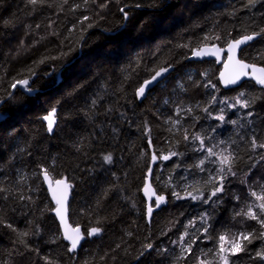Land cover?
Segmentation results:
<instances>
[{
  "label": "trees",
  "instance_id": "1",
  "mask_svg": "<svg viewBox=\"0 0 264 264\" xmlns=\"http://www.w3.org/2000/svg\"><path fill=\"white\" fill-rule=\"evenodd\" d=\"M104 3L89 0L85 6L83 0H44L31 5L28 0H0V98L11 91L12 78L27 76L28 69L36 73L31 86L38 90L29 97L17 88L13 98L0 104V114L6 117L0 122V264H46L45 257L52 264H176L180 246L174 242L189 221L202 225L197 218L207 213L210 238L197 230L200 239L193 255L182 261L196 264V256L217 248L219 235L259 228L255 221L241 223L234 213L252 202L248 185L259 190L258 184L264 183L260 159L264 149L251 147L253 136L264 143V85L246 82L223 90L217 80L220 67L187 60L195 48L205 44L223 48L234 38L259 31L264 27V0L251 5L248 0H155V7L153 0L119 4L113 0L101 8ZM136 3L142 7H134ZM124 4L130 6L128 21L119 11ZM83 16L91 19L81 22ZM89 23L94 26L88 28ZM45 57L49 59L39 64ZM240 58L264 67V35ZM169 64L173 67L163 84L138 99L137 87L153 70ZM242 92L252 107L232 108ZM53 106L57 116L50 134L42 117ZM177 107L183 109L180 116ZM221 110L225 122L216 119ZM175 120L180 123L174 125ZM185 129L190 137L199 134L214 151L226 150L225 154L240 158L236 176L225 182L221 202L206 204L186 196V188L204 189L210 173L192 167L206 153L195 150L200 141L183 140ZM173 151L183 155L151 159L153 153L163 156ZM109 153L111 164L103 160ZM41 166L50 170L53 180L66 179L71 185L70 223L85 234L77 255L70 254L62 240ZM218 166L207 160L204 165L209 170ZM147 181L167 199L155 208L150 224L142 195ZM173 191L185 198L177 199ZM208 194L205 190L204 196ZM96 226L103 231L88 237L87 230ZM148 243L153 248L145 251ZM262 247L264 241L254 240L247 251L230 260L264 264L255 256ZM213 256L214 252L207 258Z\"/></svg>",
  "mask_w": 264,
  "mask_h": 264
},
{
  "label": "snow or ice",
  "instance_id": "2",
  "mask_svg": "<svg viewBox=\"0 0 264 264\" xmlns=\"http://www.w3.org/2000/svg\"><path fill=\"white\" fill-rule=\"evenodd\" d=\"M65 3H67V0H64ZM92 3H96V0H91ZM110 2H113V0H105V3L100 5L101 8H106ZM115 3L119 4L120 0H114ZM255 0H248L249 5L253 4ZM28 3L31 5H36L38 3L42 4L44 3V0H28ZM89 0H83V4L86 6L88 5ZM153 7L156 6L155 0H153ZM81 5L77 4L75 5L76 9H79ZM130 6L127 4H124L122 7H120L119 11L123 16V19L125 21H128L130 19V13L126 9H128ZM136 8L142 7L140 3H136L134 5ZM91 18L89 16H83L82 21H89ZM7 23V21H5ZM94 25L92 23H89L87 25L88 28L93 27ZM144 24L141 23V27H143ZM39 27V25H37ZM264 35V27H261L259 31H253L251 34H245L240 36L239 38H234L230 42L227 43V58L224 61V68L226 70H231L230 72H221L220 73V79L221 81L227 86V85H234L237 84L242 77H248L251 76L253 79H255L256 83L260 85H264V67H257L254 63H246L243 59H238L236 56L237 50L241 48V45L247 44L249 41L254 40L256 37ZM82 39V37H81ZM209 37H205L204 40L207 41ZM215 39H220L219 36L215 37ZM182 47H187V45H182ZM215 48V45L212 46ZM207 45L205 44L202 47L195 48L192 50L193 56L197 57H203L205 55H215L217 56V60L220 59V56L218 53H222L225 51V49L222 48H216V51H206ZM49 59L47 57L41 59L38 63L43 64L46 62V60ZM52 59H56L53 57ZM173 67V65L169 64L167 67H161L159 70H153L154 74L150 76V78L145 79L136 89V97L138 99H143L146 97L147 92L150 90L153 86H159L163 84L164 82V76L166 73L169 72V70ZM28 75L24 76L22 73L18 74L22 76V78H12V82L9 85V88L11 91L5 92V97L0 98V104L4 103L5 99H11L14 96L15 91L17 88H19L20 92L26 94L27 96L31 97L35 92L38 90L34 89L31 86L32 78L36 75L35 71L32 69L27 70ZM205 75H207L205 73ZM209 83H211L209 81ZM181 88H183V85H179ZM199 86V85H197ZM204 87H208V85H204ZM212 87H215V85H212ZM244 93H240L239 97L236 98V104H238L241 108L249 109L252 107V102L247 99H242L244 97ZM213 100H215V97H213ZM59 103V101L57 102ZM97 101L94 99L92 100V104L95 105ZM167 103V101H166ZM236 104L231 105V107H236ZM183 109H180L177 107L176 115L180 116ZM188 113L192 112L191 108L187 109ZM204 111H208L207 108L204 109ZM248 116H252L253 113L251 111L247 112ZM56 116H57V108L53 106L46 115L42 117L43 121L47 122V131L51 133L53 131L54 125L56 124ZM6 117L3 114H0V120L5 119ZM171 119V117H169ZM217 120L221 122H225V115L223 114V110H221V114L216 117ZM231 124H237L238 121L236 120H230L227 121ZM172 123L179 124V120L172 121ZM215 130V129H213ZM150 132V129H149ZM184 141H200V147L198 149H195L196 151L205 152L206 156L204 159H200L197 164H195L192 167H195L199 169V171H209L210 175L209 178L206 179L203 183L205 185L204 189L201 188H194L193 191H188L187 188L185 189L186 196L190 197L193 200H201L203 203H209L210 201L212 203H218L222 201L223 196L220 194H224L226 192V181L228 180L229 176H236V171L234 170L237 164V161L240 159L239 157L235 156L232 152H228L225 154L226 150H222L219 153L214 151L213 147H207L205 145L204 140L201 138L199 134H192L191 137L189 136L188 130H184L183 135ZM180 141H177L179 143ZM151 139L149 138V145H151ZM222 143V142H221ZM215 147V146H214ZM251 147L253 150L256 149H264V143L258 142L256 137L253 136L251 140ZM183 155L179 152H171L169 155H163V156H157V154H152V161L156 162L158 159L162 160H170L172 157ZM211 157H216V160H211ZM261 160H264V154H261L260 156ZM103 160L105 163L111 164L113 157L112 154H106L103 157ZM209 161L210 163L216 164L218 163V167L214 170H209L204 167L205 162ZM179 167V165H177ZM252 167H255L253 164ZM215 172V175H212V172ZM40 174L44 177V180L49 183V188L53 193V199L56 201V208L55 212L56 215L60 218L61 224L64 226V234L63 238L65 240H68L71 242V246L68 249L69 252H75L77 247L80 245V242L85 239V234L81 232V229L79 226L71 227L67 223L66 219V213H67V193L68 189L71 188V185L67 183L66 179H57L54 181L56 188L52 187L53 180L50 176V170L48 168H45L41 166V172ZM148 175H152V169H148ZM242 183H247L246 181H242ZM208 185H211V188H207ZM191 187V186H189ZM259 190H256L253 188L252 185H248V196L252 198V202L247 204L246 210L242 209L239 212L234 213L235 217H241V223L247 222V221H255L257 225H259V228L252 227L251 230H244V231H238L234 234L224 233L219 235L218 241H217V248L215 250L209 249L206 252H202L200 256H196V264H236L235 261H231L230 257L235 256L238 253L247 251V246L249 244H252L254 240H261L264 241V183L258 184ZM207 190L209 194L207 197L204 196V191ZM0 191H3V189H0ZM143 191L146 195H148L149 200L152 201L148 204L147 207V216L150 218L152 216V213L154 211V208L158 209L161 207L162 204L167 202V199L162 194H157L154 189H152L151 184H146ZM59 192V194H57ZM193 192L197 194H193ZM172 195L175 196L177 199H182L185 197H182L178 192L173 191ZM154 197V201H153ZM215 198V199H213ZM233 198L237 201L240 200V197L238 195L233 196ZM21 199H24V197H21ZM27 199L31 200V197H28ZM258 210V211H257ZM199 222L203 225L202 228V234L208 237L209 228L211 225L209 224V215L207 213L201 215L197 218ZM0 223H3V221H0ZM97 224H100V221H97ZM9 228H11V225H7ZM196 226V221L192 220L189 221L188 224L185 226L184 233L179 237V241H176L174 243H178L180 246V254L175 257L176 264H182V261L187 260L190 255H193V246L197 243V241L200 239V236H194L192 239L188 240L186 242V237L190 235L188 229L191 227ZM103 231L102 227L96 226L92 227L87 230V236L92 237L99 235ZM198 231H200L198 229ZM24 236H27L28 233H23ZM131 235V233H129ZM210 238V237H208ZM227 245V247H226ZM27 246V245H26ZM119 247V245H117ZM145 251L151 250L153 248V245L151 243H148L144 246ZM31 250V248H29ZM162 253L167 252V249L160 250ZM214 256L213 259H208L209 253H213ZM20 255H23L21 252ZM143 255V253H141ZM255 256L258 257L261 261H264V247L261 248L260 251H257L255 253ZM103 259V257L101 258ZM46 264H52L51 261H48L47 257H45ZM87 264V262H86Z\"/></svg>",
  "mask_w": 264,
  "mask_h": 264
},
{
  "label": "water",
  "instance_id": "3",
  "mask_svg": "<svg viewBox=\"0 0 264 264\" xmlns=\"http://www.w3.org/2000/svg\"><path fill=\"white\" fill-rule=\"evenodd\" d=\"M258 37H259V36H258ZM258 37H256V38H255L254 40H252V41H249V42H248L247 44H245V45H241V48H240L239 50H237V53H236V56H237L238 59H241V58H240L241 52H242L245 48H247L250 44H252L254 41H256V40L258 39ZM212 46H213V45H207L206 51H216V48H222V47L218 46L217 44H215V48H213ZM226 48H227V45H226L225 47L222 48V49H225L224 52H222V53H218V55L220 56V59H219V60H217V56H215V55H205V56H203V57H197V56H193V54H191V56L188 58L187 61H189V62H194V63H200V62H204V61H207V62H214L218 67H220V70H219L218 75H217V80H218L219 85L221 86V88H222L223 90H228V89H231V88H238V87H240L241 85H243V84L246 83V82H253V83H256L255 79H253L251 76H248V77H242L241 80H240L237 84H234V85H227V86H226V85L221 81V79H220V73H221V72H226V75H227V73L231 71L230 69H229V70H226V69L224 68V61L226 60L227 55H228V54H227V51H226ZM246 63H248V62H246ZM257 67H260V66L257 65ZM59 76H60V73H59L58 77H59ZM256 84H258V83H256ZM1 121H2V120H0V122H1ZM55 125H56V124H55ZM55 125H54V128H55ZM54 128H53V130H54ZM52 133H53V131H52L50 134H52ZM51 178H52V177H51ZM41 180H42V183H43V186H44L45 190L47 191V194H48V196H49V199H50L51 203H52V204L55 206V208H56V201L53 199V193H52V191H51L50 188H49V183H48L47 181L44 180V177H43L42 175H41ZM52 180H53V179H52ZM54 181H55V180H53L52 187H53V188H56L57 186L55 185ZM67 183H68V182H67ZM149 183L151 184L150 181H147V182L145 183V185H146V184H149ZM145 185H144V187H145ZM144 187H143V189H144ZM151 187H152V185H151ZM143 189H142V195H143V198H144V200H145V202H146V220H147V223L150 224L151 219H152V216H151L150 218L147 216V207H148V204H149L150 202H152V201L149 200L148 195L145 194V192L143 191ZM152 189H154V188L152 187ZM154 190H155V189H154ZM57 194H59V192H58ZM71 198H72V190H71V188H70V189H68V193H67V201H66L67 213H66V219H67V223H68L71 227H73V226L71 225V223H70V219H69V205H70ZM153 201H154V197H153ZM55 208H54V210L52 211V215H53V217L55 218V220H56V222H57V224H58V227H59V230H60V234H61L62 240H63V242L68 246V249H69L70 246H71V242L68 241V240H65V239L63 238V234H64V230H65V229H64V226L61 224L60 218L56 215ZM154 211H155V208H154ZM154 211H153V213H154ZM153 213H152V215H153ZM81 232H82V230H81ZM83 241H84V239L80 242V245L77 247V249H76L75 252H69V250H68V252H69L70 254H75V255H77V253H78L79 250L81 249V246H82V244H83Z\"/></svg>",
  "mask_w": 264,
  "mask_h": 264
},
{
  "label": "rangeland",
  "instance_id": "4",
  "mask_svg": "<svg viewBox=\"0 0 264 264\" xmlns=\"http://www.w3.org/2000/svg\"><path fill=\"white\" fill-rule=\"evenodd\" d=\"M218 75V74H217ZM232 108H236L237 110L240 108L241 109V107L238 105V104H236V107H232ZM230 111V110H229ZM210 168H212V167H210ZM189 199H191L190 197H188ZM192 201H200V200H193V199H191ZM258 211V210H257ZM202 225H199V226H195V227H192L191 228V231L189 232L190 233V235L187 237V241L188 240H190V239H192L194 236H197L196 235V233H197V230L199 229H202V227H201ZM186 241V242H187ZM226 247H227V245H226Z\"/></svg>",
  "mask_w": 264,
  "mask_h": 264
}]
</instances>
